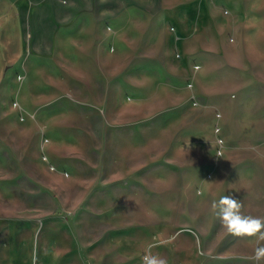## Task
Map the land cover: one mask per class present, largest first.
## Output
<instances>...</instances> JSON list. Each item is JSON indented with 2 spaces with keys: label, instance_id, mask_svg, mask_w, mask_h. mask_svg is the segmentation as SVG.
Here are the masks:
<instances>
[{
  "label": "rangeland",
  "instance_id": "1",
  "mask_svg": "<svg viewBox=\"0 0 264 264\" xmlns=\"http://www.w3.org/2000/svg\"><path fill=\"white\" fill-rule=\"evenodd\" d=\"M207 1L218 57L175 52L172 17L139 11L85 21L27 69L29 48L20 66L0 47V264H45L47 246L62 264H142L149 244L167 264H257L211 204L264 219V0Z\"/></svg>",
  "mask_w": 264,
  "mask_h": 264
},
{
  "label": "crops",
  "instance_id": "2",
  "mask_svg": "<svg viewBox=\"0 0 264 264\" xmlns=\"http://www.w3.org/2000/svg\"><path fill=\"white\" fill-rule=\"evenodd\" d=\"M174 2V0H0V47L14 48L11 53L20 66L24 63L22 57L25 54V49L23 48H29L28 58L24 66L27 69L26 66L30 63L32 53L34 57L36 56V48L45 49L59 46L65 39L72 41L71 37L74 30L79 45L84 40L81 36L85 21L92 20L97 25L95 27H98L101 20H108L131 11H139L149 16L165 15V17H172L177 26H174L175 29L171 32L170 45L175 52H183L184 56H188L189 53H194L197 56H221L219 52H221L222 43L208 35L212 24L217 29L215 16L209 1L187 0L186 4L181 1L179 5ZM64 10L73 15L71 24H69L70 20L61 21L56 17L60 11ZM185 13L189 27L188 34L184 32L181 24L183 22L182 18H176ZM74 22L75 25L70 27ZM94 29L96 31V28ZM110 30L116 33L115 29L110 28ZM63 31H65V34H63ZM253 45L264 48V38L256 39ZM38 53L40 52L38 51ZM49 53L44 52L41 55L46 58ZM253 55L254 60H257L253 62L254 69L257 68V65L258 67L261 64L264 65V49L258 50L257 55ZM168 56L169 54L166 51L161 56L155 52L146 54L147 59H154L162 64H169ZM157 58H160L161 61ZM202 66L203 74L204 71L211 68V64L205 65L204 61ZM258 76L256 87L253 88V95L264 93V76L260 74ZM107 254L115 255L116 253L108 252ZM44 255L45 264H62V257L54 259V261L52 258L55 255H62L61 249H54L53 252V249L49 248L48 251L47 246ZM11 259L13 263V258L11 257ZM117 260L120 261V258L110 257L106 259L111 264H116ZM121 260H124L122 262L129 261L128 258L124 259L123 257H121ZM124 264H131V260L129 263Z\"/></svg>",
  "mask_w": 264,
  "mask_h": 264
},
{
  "label": "clouds",
  "instance_id": "3",
  "mask_svg": "<svg viewBox=\"0 0 264 264\" xmlns=\"http://www.w3.org/2000/svg\"><path fill=\"white\" fill-rule=\"evenodd\" d=\"M211 208L228 234L237 238H255L258 246L252 259L257 264L264 261V246L260 245V242L264 241V219L242 214L241 201L231 195H223L218 201H213ZM155 246L154 244L147 246L142 256V264H167L158 253H153L152 249Z\"/></svg>",
  "mask_w": 264,
  "mask_h": 264
},
{
  "label": "bare ground",
  "instance_id": "4",
  "mask_svg": "<svg viewBox=\"0 0 264 264\" xmlns=\"http://www.w3.org/2000/svg\"><path fill=\"white\" fill-rule=\"evenodd\" d=\"M178 2V1H177Z\"/></svg>",
  "mask_w": 264,
  "mask_h": 264
}]
</instances>
